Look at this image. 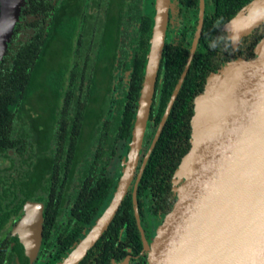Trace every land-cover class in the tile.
<instances>
[{
	"label": "trees",
	"instance_id": "1",
	"mask_svg": "<svg viewBox=\"0 0 264 264\" xmlns=\"http://www.w3.org/2000/svg\"><path fill=\"white\" fill-rule=\"evenodd\" d=\"M57 1L26 0L22 8L23 18L29 14L36 19L34 27H30V32L22 25L16 26L13 37L10 38V45L19 49L17 52L9 51L3 60L13 61L14 65L13 70L6 68L0 72V93L8 96L5 105L16 103L17 109L16 116L10 110L1 116L0 134L1 147H10V133L16 118V122L23 121L21 131L16 134L17 150L29 142L24 109L30 103L32 94L37 91H50L51 98L43 110L46 113L48 109L50 114L48 119L45 117L47 121L43 123L48 142L54 140L56 150L53 151L58 150V155L63 151L64 158H68L65 166L70 176L73 166H81L80 190L71 206L72 218L59 228L61 221H56L62 211L55 213L56 206L52 205L47 213L42 249L49 251L54 248L58 256H64L82 237L84 231L93 225L110 195L113 183L106 176V168L115 154L116 144L119 141H130L132 138L154 21L141 12L132 16L133 9L137 6L123 4V8L119 6L118 11L109 14L110 19L97 21L94 29L83 19L85 24L80 29L79 19L73 16L61 17L57 10ZM252 1L207 0L205 4L198 52L192 58L177 99L146 162L138 186V210L149 242L176 200L175 173L191 146L193 101L203 92L206 83L200 63L201 51L214 42L222 41L226 34L224 26ZM180 5L186 10L195 11L197 15L198 0H181ZM127 6L130 18L122 21L120 14L126 11ZM197 23V19L194 22L191 20L190 27L182 28L183 38L180 44L165 42L150 112V124L154 129L161 123L183 74ZM20 33L26 35L21 37ZM84 50L88 55L94 54L97 60L96 78H91L88 90H84V85L74 83ZM90 59L88 56L85 64H88ZM101 61L103 65H100ZM129 61V65L123 68ZM71 63L75 65L72 66L73 69L69 68ZM107 63H110L111 70L106 67L100 80L98 68L105 67ZM68 71H72V74L69 77L71 84L67 85L65 80ZM125 74L127 80L124 79ZM77 93L80 94L79 97L76 96ZM54 156H57V153ZM47 158V166L51 169L53 158ZM60 181L61 178L56 176L49 179V187L56 186L54 182L61 184ZM0 182L1 215L9 210L5 205H11L10 201L16 200L17 197L21 200L22 196H10L12 187L4 183V177L0 178ZM20 187V191L27 195L25 187ZM51 198L54 196L50 195ZM53 233L56 235L54 240L51 237ZM141 252L143 243L130 192L108 230L79 264H109L113 258L121 261L128 255L138 256L136 264H147V255L140 256ZM5 263L6 260L0 258V264Z\"/></svg>",
	"mask_w": 264,
	"mask_h": 264
},
{
	"label": "water",
	"instance_id": "2",
	"mask_svg": "<svg viewBox=\"0 0 264 264\" xmlns=\"http://www.w3.org/2000/svg\"><path fill=\"white\" fill-rule=\"evenodd\" d=\"M25 0H3L0 54ZM172 0H157L150 52L129 154L115 195L93 228L59 264H79L108 230L137 171L161 67ZM183 74L136 176L133 208L147 264H264V0H253L225 26L222 41L201 52L206 83L193 101L190 149L174 178L176 200L149 242L137 188L177 99L202 33L205 0ZM43 215L19 235L31 264L40 247ZM121 264H130V258Z\"/></svg>",
	"mask_w": 264,
	"mask_h": 264
},
{
	"label": "flooded vegetation",
	"instance_id": "3",
	"mask_svg": "<svg viewBox=\"0 0 264 264\" xmlns=\"http://www.w3.org/2000/svg\"><path fill=\"white\" fill-rule=\"evenodd\" d=\"M152 1H154V6L156 7L157 0H58L56 2V5L58 6L57 10L60 12V15L62 18L73 16V18L79 19L80 29H82L83 24H85L83 21V19H85L89 23L90 27L94 29L97 21L110 19L109 14L111 15L113 12L118 11L119 6L120 8H123L124 7L123 4L128 5V6L130 4H133L134 6L135 5L137 6L135 9H133L132 16L140 12L142 13V15L149 16L147 13H145V6L152 3ZM198 2L200 5V0H198ZM25 3H26V0L24 4ZM206 3H207V0H205V4ZM180 4H181V0H172L171 2L170 9H169V20H168V25H167V32H169V30L172 28L174 19H181V20L190 19L193 21L197 19L198 21L197 24H199V13H200L199 8H198V13L196 15L195 11L186 10L184 7H181ZM0 6H1L0 7L1 9L0 24H1L3 0H0ZM109 6H110V12H108ZM128 6L126 8V11L120 14L122 21H127L130 18L129 12H128L129 10ZM22 8L20 10L18 20L14 24L11 37H13L14 30L16 29V26L18 24L20 26L21 25L24 26L27 32L31 31L30 27H34V21L36 18L33 15H29V14H26V17L23 18L21 16ZM177 15H179V17H176ZM98 16L100 19H98ZM150 17L154 21L155 17L153 16H150ZM187 27H190V24H188ZM182 28L183 27H181L179 34H178L179 39L176 40L177 42H174V43L180 44L182 42V38H183V34L181 33ZM197 29H198V25L196 26L195 36L197 33ZM94 34L95 35L97 34L96 30ZM25 35L23 33H20L21 37H24ZM99 35L100 33H98V39H99ZM195 36H194V39H195ZM10 40L6 45L4 53L0 54V72L2 70H5L6 68H8L9 71L13 70V66H12L14 65L13 61H3L7 53H9V51L13 50L17 52L19 49L16 46H11ZM166 41L167 40H165V42ZM193 42L194 40L192 41L189 55L193 47ZM198 44H199V41H198ZM198 44H197V48H196L193 58L198 52L197 51ZM85 49H87V45H85ZM11 56L13 55L11 54ZM88 56H90L91 59L88 61V64H85L86 58ZM199 56H200V53H199ZM82 57H83V60H82V63H80L79 73L78 75H76L77 78L75 79L74 83L79 84V85H84L85 86L84 90L86 89L88 90V84H91V80H92L91 78L93 77L96 78L95 72H96L97 60L94 54L88 55L86 50L83 51ZM130 62L131 61L127 62L126 65L123 66V68L128 66ZM200 63H201V59H200ZM73 65L74 63H71V66H69V68L73 69L72 67ZM100 65H103L102 61L100 62ZM116 65L118 66L119 62H117ZM106 67H108V69L111 70L110 63H107L105 67L98 68L99 69L98 76L100 80L102 79V74L104 70H106ZM71 74H72V71L67 72V78L65 80L67 85L71 84L70 78H69L71 77ZM124 77H125L124 79L127 80L126 74L124 75ZM17 96L19 97V94H17ZM76 96L79 97L80 94L77 93ZM49 98H51V93L49 90L46 93H44V91H37L36 93L30 96V99H29L30 103L24 109L25 110L24 114L26 116V121H27L26 130L28 132L27 135L29 138V142H26V144H24V146L21 147L19 150H17L16 148L15 140H16V134L19 131H21L23 121L19 120L16 122V118H15L14 123L12 125V130L10 133V139H11L9 142L10 147H4V146L1 147L2 145L1 136L2 135L0 134V178L4 177V183H7L8 185L12 187V189L10 190L12 192L10 196H14L16 194H19L22 196L21 200H20V197H17L16 200L10 201L11 205H5L9 208V210L0 215V225H2V229L0 230V258H3L4 260H6L5 264H26V261L28 260V256L30 253L26 249V247L23 245V241L20 240L19 235L24 233L27 226L30 225L32 221L35 220L36 216L38 217L40 215V212H42V215H43L42 238H41V243H40L38 252L31 264H37L36 263V261L38 260L37 258H39L38 256H40L41 254L44 255L53 250L56 252L54 248H51L49 251L47 250L44 251L42 249V245L44 241V229H45V225L47 221V213L50 209V206L52 205L56 206L55 213H57L58 211H62V213L59 215L56 221V223L61 221L58 227L62 228L61 226L66 225L69 222V219L72 218L71 206L73 204L75 196L80 190L79 189L80 168H81L80 164H76L75 168L73 166V172H72V175L70 176V173L66 171V166H65V163L68 161V158H64L63 151L59 155H58V150L55 152L53 151V150H56L55 142L54 140H52V142L50 143L48 142V134L43 128L44 127L43 123L45 122L46 118L48 119L50 115L48 109H46V113L43 111L45 106L48 104L47 101ZM7 99H8V96L5 93H0V118L1 116L5 115V112L7 110H10L16 116L17 104L7 103L5 105V100ZM149 124H150V121H149ZM5 142L6 141H4V143ZM118 143L119 144L127 143L126 144V147H127L126 154L125 155L123 154L121 156L122 163L120 164L119 177L114 178L111 176L110 173H108V168L111 165V160L118 154L115 148L114 150L115 154L114 156L111 157L109 165L106 168V176H108L113 183L112 189H111L108 199L102 206L100 215L94 220L93 225L89 229L93 228L96 221H98V219L105 212L106 208L110 205L115 195V192L117 188L119 187L122 178L124 177V169L126 167L128 154H129V148H128L129 141L128 140L119 141ZM56 153H57V156H54V154ZM50 156L53 158V165L51 169L48 168L47 166V159H48L47 157H50ZM144 157L145 155L143 156V159L141 160V164L139 165V171L143 163ZM49 169H50V172H49ZM138 173L135 174L134 179L132 181L133 184L131 185H133V187H134V182H135V179ZM55 176L57 178L58 177L61 178V181H60L61 184L54 182L56 186L50 188L48 184V180L54 179ZM33 177H35V179H33ZM22 180H24V182H22ZM21 185L25 187L24 191L27 192V195L23 194L20 191V189L22 190V187H20ZM138 186H139V183H138ZM133 187H131L132 189L130 188L128 189V192L124 200L129 195V193L132 192ZM1 190L2 188L0 185V191ZM137 191H138V188H137ZM50 195H53L54 198L50 199ZM56 215L57 214H55V216ZM89 229H86L84 231V233L82 234V237H84L87 234ZM51 237L54 240L56 238L55 233H53ZM80 240H81V237L74 244V246L70 249L69 252H67L64 256H58V257L61 260L67 257L68 254L75 248L76 244L80 242ZM144 254L145 253L143 251L141 252L140 256ZM127 258H130V264H136V260L138 259V256L134 257L132 255H128L121 261H118L115 258H113L111 259L109 264H121Z\"/></svg>",
	"mask_w": 264,
	"mask_h": 264
},
{
	"label": "rangeland",
	"instance_id": "4",
	"mask_svg": "<svg viewBox=\"0 0 264 264\" xmlns=\"http://www.w3.org/2000/svg\"><path fill=\"white\" fill-rule=\"evenodd\" d=\"M145 13H147L149 16L155 17L156 7L154 6V1H152V3L145 6ZM179 15H177L176 17H179ZM191 16H192V14H191ZM189 22H191L190 19H183V20L174 19V23L172 25V28L169 30V32L166 33V40L169 42H177L176 40L179 39L178 34H179L181 27H183V28L187 27ZM155 131H156V129L152 128L151 124H149L147 131H146V135H145V144H144V148L142 149V156L139 160V165L141 164V160L143 159V156L145 155L146 151L148 150L150 144L152 143V140H153L155 133H156ZM118 144L115 147L116 152L118 154L111 160V165L108 168V173H110L111 176L114 178L119 177L120 164L122 163L121 162V156L123 154L125 155L126 151H127V147H126L127 143H121L119 145ZM139 165H138V169H137L135 174H137L139 172ZM131 184H133V182ZM131 187H133V185H131ZM131 187H130V189H132ZM38 257L39 258H37L38 260L36 261L37 264H59L62 261L58 257V255L56 254V252L54 250L49 252V253H46L44 255L41 254Z\"/></svg>",
	"mask_w": 264,
	"mask_h": 264
}]
</instances>
